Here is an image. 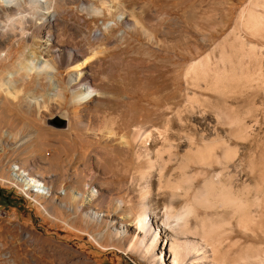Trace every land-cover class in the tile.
I'll return each mask as SVG.
<instances>
[{
  "label": "rangeland",
  "instance_id": "rangeland-1",
  "mask_svg": "<svg viewBox=\"0 0 264 264\" xmlns=\"http://www.w3.org/2000/svg\"><path fill=\"white\" fill-rule=\"evenodd\" d=\"M106 3L103 15L94 16L88 13L100 7V0H55L60 20L43 30L57 34L62 45L77 47L82 59H88L94 85L88 102L79 95L82 87L66 84L65 66L38 71L50 60L44 50L29 45V37L0 35V75L7 76L0 101L11 107L17 102L24 120L38 132L37 139L28 137L26 129L21 137L11 138L3 132L8 123L0 125V264H66L49 250L39 256L41 237L68 251L76 264H148L111 236L110 225L87 224L74 204L89 198L91 189L112 187L114 179L128 185L112 188L114 197L134 193L136 203L139 186L129 182L136 184L139 173L145 172L155 187L160 158L165 174L176 178V161L168 162L164 136L178 159L217 137L235 150L225 164L190 162L187 170L201 172L197 184L203 175L221 173L222 181L228 178L250 202L243 224L232 218L214 242L217 259L235 264L247 253L264 256V0ZM35 38L45 41L43 35ZM21 77L41 85L24 89ZM17 90L21 92L16 98L9 94ZM29 101L39 103L33 113ZM0 115L5 119L2 110ZM57 115L66 118V128L49 122ZM142 130L154 137L147 158L138 155L135 142L131 149L124 143ZM111 131L116 132L113 142ZM23 137L27 140L19 144ZM21 170L39 174L36 178L46 180L52 193L30 179L20 180ZM89 172L102 178L88 189L83 183ZM185 200L176 199L173 207L178 209ZM92 211L104 219L118 214L103 207ZM221 213L197 210L199 217ZM113 217L114 226L133 225L127 216ZM164 241L160 238L156 245L157 264H171Z\"/></svg>",
  "mask_w": 264,
  "mask_h": 264
},
{
  "label": "bare ground",
  "instance_id": "bare-ground-1",
  "mask_svg": "<svg viewBox=\"0 0 264 264\" xmlns=\"http://www.w3.org/2000/svg\"><path fill=\"white\" fill-rule=\"evenodd\" d=\"M39 7L43 9L45 6L41 3ZM3 10L0 9V12L3 13ZM7 10L10 12L15 11L14 8ZM59 20L58 13L55 10L52 14L38 12L35 21L32 23V20L29 21L31 28L26 29L29 33L27 37H29V41L31 42L29 45L40 51L44 50V55L48 57L50 64L55 69L65 66L67 69L65 76L66 84L71 88L82 87L83 89L80 88L82 91L79 95L84 101L88 102L92 98V92L94 91V85L92 86L91 84V69L88 59H82L77 47L62 45L57 34L49 30L43 31L47 26L51 28V26L57 25ZM40 35L45 37L43 43L35 38V36ZM16 36L19 37V33ZM6 77L5 74L0 75V86L5 84ZM20 82L24 89L33 88L36 90L41 85L39 83L36 84V81L32 79L27 80L22 77ZM18 92L21 91L9 92V94L16 98ZM8 104L5 100L0 101V110H2L5 116V119H1L3 116L1 117L0 115V125L6 121L9 127L8 130L5 129L3 131L4 135L11 138L16 135L21 137V131L26 129V131H30L28 132V137L34 138L36 136L37 139L38 132L36 130L33 131L30 122L24 120V116L18 107L19 104L17 102L13 103L15 105L13 106L14 108ZM38 104L36 101L33 103L29 101L31 113L34 112L33 108L37 109L36 105ZM231 122H237V120L233 119ZM110 135L109 141L113 142L116 139V132L111 131ZM26 140L23 137L19 144H23ZM153 140L154 137L149 131L142 130L138 131L131 139L129 137L128 139L125 138L124 143L126 149H131L132 143L135 142L139 148L137 150L138 155L147 158L148 144H151ZM162 142H168V148L166 149L168 162L176 161L177 166L173 168V170L179 172L176 178L171 176L173 173L165 174V167L162 165L165 160L160 158L159 163L161 165L158 167L155 187L151 188L149 176L145 172L139 173V176L137 175L138 181H135L136 184L132 180L129 182L134 186H139L136 203H134V193H127L126 198L114 197L116 191L113 189L115 187L117 189L119 186L126 185L127 183L120 179H114L110 182L112 187L104 188L99 186L97 189H91L89 198L87 197L84 202L74 204V206L81 212L87 224L98 222L107 226L110 225V228L113 230L111 236L121 239L125 244L124 247L127 252L137 254L143 261H147L148 264H157L156 245L160 241V238L167 240L164 242L168 244L171 264L234 263L231 260L227 261L225 257L221 260L217 259V250L214 242L223 234V230L228 228L232 218L237 217L239 224H243L242 218L245 212L248 211L250 202L243 194L233 188L228 178L222 181L220 178L221 173L212 172L210 175H203V178L197 184L195 183L196 176L201 172L191 173L187 169L190 167V162L198 166H210L213 162L225 164L228 159L235 155V150L229 146V143L225 139L217 137L206 143L203 147L196 148L190 155H184L178 159L176 154L171 150V143H169L167 136L162 137ZM218 150L221 152V155L218 154ZM16 170H19V167ZM19 172L22 174L20 180L30 179L29 181L36 183L34 186L45 188L46 194L52 193L53 187L46 180L36 178L39 174L34 173L31 175V172L23 170ZM220 172H223V170ZM89 173V180L83 183L84 188L87 187L88 189L95 187L102 178L99 173ZM29 190L35 192L33 188ZM179 198H186V200L178 209H175L173 203ZM102 207L106 208L109 212L118 213L120 216H127L133 225L131 227L124 224L119 227L118 225L114 226L113 216H118V214H113L110 218L108 216V219H104L98 211H92L93 209H101ZM200 208L204 210L212 209V211L219 210L222 213L220 215L199 217L197 210ZM191 220H194L193 225H191ZM110 228L107 229V232L110 231ZM39 240L41 243L36 247L38 248L36 252L40 257L43 256L46 250H49L54 256L64 259L66 264H76L69 252L61 250L58 244L51 243V239L41 237ZM251 257H255V260H252ZM239 261L240 263L235 264H264V256L258 253L250 255L247 253L241 256ZM82 264L87 263L82 262Z\"/></svg>",
  "mask_w": 264,
  "mask_h": 264
},
{
  "label": "clouds",
  "instance_id": "clouds-1",
  "mask_svg": "<svg viewBox=\"0 0 264 264\" xmlns=\"http://www.w3.org/2000/svg\"><path fill=\"white\" fill-rule=\"evenodd\" d=\"M43 3L45 7L41 9L39 5ZM51 5V6H49ZM108 7L106 0H100V7L94 8L90 15L101 16V9ZM14 8V12L4 11L0 16V35L11 33L14 37L19 33V38H26L29 33L26 30L28 22L34 20L38 12L52 14L55 8V0H0V9ZM86 6L81 5V9L85 11ZM122 19V17L120 18ZM111 24V21L109 22ZM107 25L105 31H107ZM39 72H55V67L45 63L40 65Z\"/></svg>",
  "mask_w": 264,
  "mask_h": 264
},
{
  "label": "water",
  "instance_id": "water-1",
  "mask_svg": "<svg viewBox=\"0 0 264 264\" xmlns=\"http://www.w3.org/2000/svg\"><path fill=\"white\" fill-rule=\"evenodd\" d=\"M49 122L52 125H54L55 127H60V128L61 127L66 128V124H67L66 118H63V117L58 116V115L49 119Z\"/></svg>",
  "mask_w": 264,
  "mask_h": 264
}]
</instances>
